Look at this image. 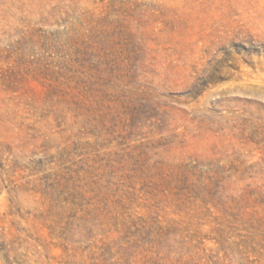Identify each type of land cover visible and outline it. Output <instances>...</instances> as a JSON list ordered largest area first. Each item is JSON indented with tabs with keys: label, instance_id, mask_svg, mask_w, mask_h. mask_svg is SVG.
<instances>
[{
	"label": "rangeland",
	"instance_id": "374dc122",
	"mask_svg": "<svg viewBox=\"0 0 264 264\" xmlns=\"http://www.w3.org/2000/svg\"><path fill=\"white\" fill-rule=\"evenodd\" d=\"M0 264H264V0H0Z\"/></svg>",
	"mask_w": 264,
	"mask_h": 264
}]
</instances>
